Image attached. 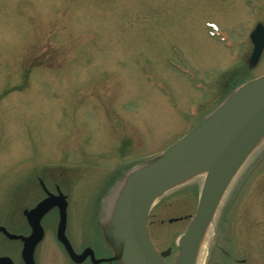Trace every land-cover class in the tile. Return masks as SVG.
<instances>
[{
  "label": "rangeland",
  "instance_id": "1",
  "mask_svg": "<svg viewBox=\"0 0 264 264\" xmlns=\"http://www.w3.org/2000/svg\"><path fill=\"white\" fill-rule=\"evenodd\" d=\"M243 0H0L1 264L73 262L91 251L123 264L107 228L124 177L161 160L231 90L264 75L249 64ZM242 23H239L241 22ZM200 187L159 196L146 230L173 264ZM47 195L41 231L28 213ZM2 230V231H1ZM6 232V233H5ZM203 264H264V145L240 168L216 210Z\"/></svg>",
  "mask_w": 264,
  "mask_h": 264
},
{
  "label": "water",
  "instance_id": "2",
  "mask_svg": "<svg viewBox=\"0 0 264 264\" xmlns=\"http://www.w3.org/2000/svg\"><path fill=\"white\" fill-rule=\"evenodd\" d=\"M250 40L253 49L249 63L255 65L264 47V29L255 28L250 34ZM242 86L238 90H231L229 93L233 91L232 94L161 160L145 171L131 172L121 181L117 188L120 193L114 220L118 245L114 258L121 259L123 264H166L163 259L170 250L156 253L147 234L146 220L151 209L150 203L155 196L166 193L196 172L207 167L220 166L233 152L264 130V75ZM225 167H220L200 190L195 215L186 232L180 237L179 255L173 264L188 263L194 244L227 176ZM124 182L126 184L122 187ZM60 201L65 203L58 196L47 195L46 199L28 213L34 230L24 243L22 255L26 261L28 251L41 231L36 221L38 212L47 205ZM64 209L62 206L59 212L57 239L69 258L75 263H81L87 257L94 264L105 262L95 260L91 251H86L80 257L75 255L64 235ZM0 260L7 261L5 257Z\"/></svg>",
  "mask_w": 264,
  "mask_h": 264
},
{
  "label": "bare ground",
  "instance_id": "3",
  "mask_svg": "<svg viewBox=\"0 0 264 264\" xmlns=\"http://www.w3.org/2000/svg\"><path fill=\"white\" fill-rule=\"evenodd\" d=\"M264 145V130L251 138L248 142H246L243 146H241L238 150L233 152L227 160H225L220 166L218 167H207L204 168L192 176L188 177L187 179L179 182L170 190L183 185L187 184L189 182H194L197 185H199L200 190L202 187L205 185L207 180L220 168V167H225L227 170V176L222 184V187L220 189V192L218 194L217 200L214 204V207L212 208V211L210 212L206 222L204 223L200 234L194 244L191 256L188 260L187 264H203L206 249H207V242L211 237L212 231H213V222L215 219V214L216 210L219 207L221 201L225 197L226 193L228 192L230 186L232 185L233 181L235 180L240 168L243 166L245 161L249 158V156L257 149H259L261 146ZM129 180V178H128ZM126 182L122 185L125 186ZM120 188V190L122 189ZM168 190V191H170ZM166 191V192H168ZM119 189L114 193L112 198L109 201V210L107 212V228L110 231L112 240L116 246V250L118 252V245L117 241L115 238V233H114V220H115V213H116V206H117V201L119 198ZM159 198V195L155 196L151 203H150V208L153 207V205L157 202Z\"/></svg>",
  "mask_w": 264,
  "mask_h": 264
},
{
  "label": "flooded vegetation",
  "instance_id": "4",
  "mask_svg": "<svg viewBox=\"0 0 264 264\" xmlns=\"http://www.w3.org/2000/svg\"><path fill=\"white\" fill-rule=\"evenodd\" d=\"M244 1V15L247 17L249 23H255L252 30L257 27L264 29V0H243ZM239 23H242L239 22ZM251 30V31H252ZM250 34V33H249ZM264 50V48H263ZM5 237L0 233V248L6 247ZM5 253H0V258H4ZM3 260H0V264Z\"/></svg>",
  "mask_w": 264,
  "mask_h": 264
}]
</instances>
